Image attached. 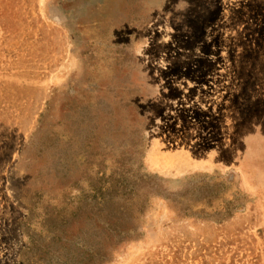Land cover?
Instances as JSON below:
<instances>
[{
  "label": "rangeland",
  "instance_id": "rangeland-1",
  "mask_svg": "<svg viewBox=\"0 0 264 264\" xmlns=\"http://www.w3.org/2000/svg\"><path fill=\"white\" fill-rule=\"evenodd\" d=\"M0 264H264V0H0Z\"/></svg>",
  "mask_w": 264,
  "mask_h": 264
}]
</instances>
